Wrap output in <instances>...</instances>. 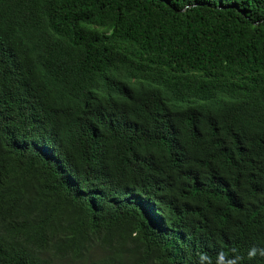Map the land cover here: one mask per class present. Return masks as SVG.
Masks as SVG:
<instances>
[{
    "label": "trees",
    "instance_id": "trees-1",
    "mask_svg": "<svg viewBox=\"0 0 264 264\" xmlns=\"http://www.w3.org/2000/svg\"><path fill=\"white\" fill-rule=\"evenodd\" d=\"M0 264H264V0H0Z\"/></svg>",
    "mask_w": 264,
    "mask_h": 264
},
{
    "label": "clouds",
    "instance_id": "clouds-1",
    "mask_svg": "<svg viewBox=\"0 0 264 264\" xmlns=\"http://www.w3.org/2000/svg\"><path fill=\"white\" fill-rule=\"evenodd\" d=\"M72 149L73 145L66 146L62 149L65 152L66 157L61 163H58V165H60L61 167L63 166L72 168V166L78 162L77 156H74L72 154ZM81 153H83L85 158L89 156V154L83 150L81 151ZM101 167L103 170L102 174L104 176L112 175L114 179L125 177V166L118 163L116 154L112 150H109L107 146L104 148L103 155L101 156ZM81 170L82 175L94 176L95 169L90 161H87V163L83 164L81 163ZM70 189L75 190V184Z\"/></svg>",
    "mask_w": 264,
    "mask_h": 264
}]
</instances>
